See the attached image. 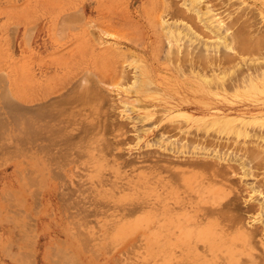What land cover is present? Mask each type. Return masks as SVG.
<instances>
[{
    "label": "rangeland",
    "instance_id": "374dc122",
    "mask_svg": "<svg viewBox=\"0 0 264 264\" xmlns=\"http://www.w3.org/2000/svg\"><path fill=\"white\" fill-rule=\"evenodd\" d=\"M197 3L0 0V264H264V0Z\"/></svg>",
    "mask_w": 264,
    "mask_h": 264
},
{
    "label": "bare ground",
    "instance_id": "6f19581e",
    "mask_svg": "<svg viewBox=\"0 0 264 264\" xmlns=\"http://www.w3.org/2000/svg\"><path fill=\"white\" fill-rule=\"evenodd\" d=\"M165 1H166V0H165ZM167 4H168V3H167ZM191 4L193 5L192 11L195 12V14L197 15V17L202 16L203 14H205V13H202V10H200V8H199V6H198V3H197V0H191ZM166 6H167V5H166ZM206 6H207V5H206ZM175 7H176V6H175ZM178 7H179V6H177V8H178ZM180 8H181V7H180ZM211 9H212V8H211ZM211 9H209V8L207 9V10H208V16H207V18L210 19L211 21H213V20L216 18V19H215V20H216V23H215V24H216V25H218V24L220 25V23H221V22H220V18L217 19V16H216L215 14H213V11H211ZM170 10H171V9H170ZM171 12H172V11H171ZM174 12H175V11H174ZM211 12H212V13H211ZM169 13H170V12H169ZM182 13H183V12H182ZM75 14H76V13H75ZM187 14H189V13H187ZM162 15H163V14H162ZM172 15H173V14H172ZM178 16H179V15H178ZM215 16H216V17H215ZM171 17H172V16H171ZM179 17H180V16H179ZM182 17H183V16H182ZM214 17H215V18H214ZM158 18H159V17H158ZM182 19H183V18H182ZM185 20H186V19H185ZM191 20H192V19H191ZM215 20H214V22H215ZM235 21H236V20H235ZM231 22H232V21H231ZM192 23H193V22H192ZM217 23H218V24H217ZM194 24H195V23H194ZM222 25H223V24H222ZM224 25H225V24H224ZM218 27H219V26H218ZM220 28H221V27H220ZM93 31H94V30H93ZM192 33H193V32H192ZM93 34H95V33H93ZM93 34H92V35H93ZM92 35H91V36H92ZM95 35H96V34H95ZM216 38H217V37H216ZM219 40H220V39H219ZM95 41H96V40H95ZM232 42H233V41H232ZM247 42H248V41H247ZM236 43H237V42H236ZM236 43H235V44H236ZM242 43H243V42H242ZM243 44H244V43H243ZM245 45H246V44H245ZM178 46H179V45H178ZM256 46H257V45H256ZM244 47H245V46H243V50H245ZM246 47H247V46H246ZM240 48H241V47H240ZM175 49H176V48H175ZM177 50H178V49H177ZM175 52H176V51H175ZM166 57H167V56H166ZM200 65H201V64H200ZM197 66H198V65H197ZM193 67H194V66H193ZM213 68H214V67H213ZM123 71H124V70H123ZM125 75H127V74H125ZM125 75H124V76H125ZM121 77H123V76H121ZM4 84H5V83H4ZM82 87H83V86H82ZM117 87H118V86H117ZM91 89H93V88H91ZM97 89H98V88H97ZM87 90H88V89H87ZM85 91H86V90H85ZM87 92H88V91H87ZM87 92H86V93H87ZM96 92H97V91H96ZM80 93H81V92H79V94H80ZM82 93H83V92H82ZM92 93H94V92H92ZM89 94H90V93H89ZM87 95H88V94H87ZM92 95H93V94H92ZM82 96H84V95H82ZM85 97H86V96H85ZM89 97H90V95H89ZM92 97H93V96H92ZM65 99H66V98H65ZM82 99H83V98H82ZM90 99H91V98H90ZM85 100H86V99H85ZM75 101H77V100H75ZM80 102H82V101H80ZM83 102H84V101H83ZM86 102H87V101H86ZM61 107H62V106H61ZM75 107H76V106H75ZM31 108H32V107H31ZM49 108H50V107H49ZM36 109H37V108H36ZM32 110H33V109H32ZM8 111H9V110H8ZM29 111H30V110H29ZM29 111H28V112H29ZM74 111H75V110H74ZM28 112H27V113H28ZM23 113H24V112H23ZM42 113H43V112H42ZM45 113H46V112H45ZM60 113H61V112H60ZM92 113H93V112H92ZM1 114H2V113H1ZM30 114H31V111H30ZM36 114H38V113H36ZM39 114H41V113H39ZM49 114H50V112H49ZM49 114H48V115H49ZM24 116H25V115H24ZM30 116H31V115H30ZM30 116H29V118H31ZM37 116H38V115H37ZM39 116H40V115H39ZM51 117H53V116H51ZM61 117H62V116H61ZM13 118H15V117H13ZM33 118H34V117H33ZM37 118L40 119V117H37ZM41 118H42V117H41ZM47 118H48V117H47ZM67 118H68V117H67ZM26 119H27V117H26ZM26 119H25V120H26ZM36 120H38V119H36ZM40 120H42V119H40ZM15 121H17V120H15ZM53 121H54V120H53ZM27 122H29V124H30V121H27V120H26V123H27ZM33 122H34V120H33ZM37 122H38V121H37ZM66 122H67V121H66ZM16 123H17V122H16ZM31 123H32V122H31ZM34 123H35V122H34ZM54 123H55V122H54ZM44 124H45V123H44ZM34 125H35V124H34ZM3 126H4V124H3ZM31 126H33V125L30 124V128H33V127H34V126L31 127ZM45 126H47V125H45ZM92 126H93V125H92ZM1 128H2V127H1ZM44 128H46V127H44ZM48 128H49V126H48ZM58 128H59V127H58ZM61 128H62V127H61ZM67 128H68V127H67ZM27 130H29V129H27ZM33 130H35V129L33 128ZM33 130H32V131H33ZM57 130H58V129H57ZM24 131H25V130H24ZM34 132H35V131H33V134H34ZM27 133H28V132H27ZM38 133H40V132H38ZM28 134H29V133H28ZM29 136H30V137L27 136V139L30 138V140H31V139L33 138L31 132H30V135H29ZM34 136H35V135H34ZM81 136H82V135H81ZM25 137H26V136H25ZM31 137H32V138H31ZM36 137H37V136H36ZM39 137H40V136H39ZM34 138H35V137H34ZM46 138H47V137H46ZM27 139H26V140H27ZM47 139H49V138H47ZM40 140H41V139H39V141H40ZM34 141H35V140H34ZM32 142H33V141H32ZM49 142H50V141H49ZM39 143H40V142H39ZM51 143H52V142H51ZM80 143H81V142H80ZM4 144H5V143H4ZM29 144H30V143H29ZM78 144H79V143H78ZM42 146H43V145H42ZM44 146H45V145H44ZM50 147H51V146H50ZM69 147H70V146H69ZM31 148H32V147H31ZM27 149H28V148H27ZM42 149H43V148H42ZM42 149H41V150H42ZM45 150H46V149H45ZM38 151H40V150H38ZM49 151H50V150H49ZM41 153H42V152H41ZM51 153H52V152H51ZM252 153H253V152H252ZM49 154H50V153H49ZM46 157H47V156H46ZM59 160H60V159H59ZM67 160H68V159H67ZM260 160H261V159H260ZM45 161H46V160H45ZM46 162H47V161H46ZM54 162H55V161H54ZM49 163H50V162H49ZM171 174H172V173H171ZM32 177H33V176H31V178H32ZM33 178H34V177H33ZM179 180H180V179H179ZM19 181H20V180H19ZM47 188H48V187H47ZM48 189H49V188H48ZM44 191H45V190H44ZM45 192H46V191H45ZM46 193H47V192H46ZM43 194L45 195V193H43ZM47 194H48V193H47ZM78 198H79V197H78ZM215 198H216V197H215ZM206 208L208 209V207H206ZM209 208H210V207H209ZM214 209H215V208H214ZM9 210H10V209H9ZM205 210H206V209H205ZM210 211H211V210H210ZM213 211H214V210H213ZM216 211H217V210H216ZM214 212H215V211H214ZM220 212H222V211H220ZM205 213H206V212H205ZM210 213H211V212H210ZM200 215H201V214H200ZM27 216H28V215H27ZM222 217H223V216H222ZM32 220H33V219H32ZM32 220H31V221H32ZM248 233H249V232H248ZM248 235H249V234H248ZM81 237H82V236H81ZM56 252H57V251H56ZM58 252H59V251H58ZM31 256H32V255H31ZM68 259H69V258H68Z\"/></svg>",
    "mask_w": 264,
    "mask_h": 264
}]
</instances>
